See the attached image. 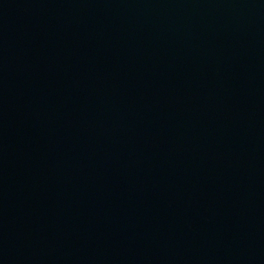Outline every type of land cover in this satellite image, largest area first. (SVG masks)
I'll use <instances>...</instances> for the list:
<instances>
[{"label": "water", "instance_id": "1", "mask_svg": "<svg viewBox=\"0 0 264 264\" xmlns=\"http://www.w3.org/2000/svg\"><path fill=\"white\" fill-rule=\"evenodd\" d=\"M0 264H264V0H0Z\"/></svg>", "mask_w": 264, "mask_h": 264}]
</instances>
